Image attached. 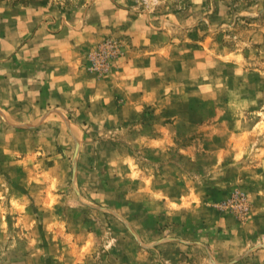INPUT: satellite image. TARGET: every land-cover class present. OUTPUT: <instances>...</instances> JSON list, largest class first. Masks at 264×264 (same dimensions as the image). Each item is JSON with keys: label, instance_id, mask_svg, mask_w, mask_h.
<instances>
[{"label": "rangeland", "instance_id": "rangeland-1", "mask_svg": "<svg viewBox=\"0 0 264 264\" xmlns=\"http://www.w3.org/2000/svg\"><path fill=\"white\" fill-rule=\"evenodd\" d=\"M0 264H264V0H0Z\"/></svg>", "mask_w": 264, "mask_h": 264}, {"label": "crops", "instance_id": "crops-1", "mask_svg": "<svg viewBox=\"0 0 264 264\" xmlns=\"http://www.w3.org/2000/svg\"><path fill=\"white\" fill-rule=\"evenodd\" d=\"M38 34V30L35 29L34 33H33V36L37 35ZM51 49V47H50ZM51 54V52H50ZM52 55V54H51ZM52 70H49L48 67H46V72H47V75L51 72ZM53 72V71H52ZM33 82H37L36 80H34Z\"/></svg>", "mask_w": 264, "mask_h": 264}]
</instances>
